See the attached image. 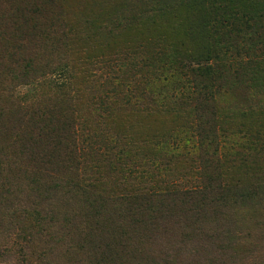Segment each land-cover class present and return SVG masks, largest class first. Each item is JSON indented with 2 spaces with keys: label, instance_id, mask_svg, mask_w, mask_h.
Returning a JSON list of instances; mask_svg holds the SVG:
<instances>
[{
  "label": "rangeland",
  "instance_id": "1",
  "mask_svg": "<svg viewBox=\"0 0 264 264\" xmlns=\"http://www.w3.org/2000/svg\"><path fill=\"white\" fill-rule=\"evenodd\" d=\"M8 8L0 0L1 19ZM62 9L78 35L88 38L74 47L72 68L62 72L72 74L80 90L76 121L77 115L88 121L74 129L84 148L76 152L84 160L81 176L96 179L109 202L97 215L67 188L44 201L30 198L27 183L34 176L25 158L14 155L20 129H7L14 108L0 97V264H264V0H67ZM243 13L252 17V29L239 25ZM94 18L111 27L92 31ZM215 18L227 20L201 29ZM201 45L214 50L207 62L219 76L215 107L207 115L195 100L178 104V90L191 80L179 64L164 66ZM213 129L225 157L223 177L243 176L245 187L255 185L247 206L228 209L233 241L226 231L208 240L209 247L198 239L205 251L191 253L195 244L185 243L179 229L184 218L175 215L168 216L169 229H159L165 236L128 241L120 206L111 199L140 187L164 192L201 186V154L190 148ZM251 142L262 145L251 158L257 166L238 171L239 154H247ZM124 164L133 166L130 177L121 170ZM7 188L13 198L3 196Z\"/></svg>",
  "mask_w": 264,
  "mask_h": 264
},
{
  "label": "trees",
  "instance_id": "2",
  "mask_svg": "<svg viewBox=\"0 0 264 264\" xmlns=\"http://www.w3.org/2000/svg\"><path fill=\"white\" fill-rule=\"evenodd\" d=\"M66 1L27 0L28 5L20 6L21 0H7L9 12H6L4 19L0 18V97L7 98L14 108L10 115L13 125L11 128L7 126V129H20L14 138L18 150L14 155L25 158L34 176L27 183L29 197L44 201L52 192L67 188L79 194L89 210L101 215L109 197L98 188L96 179L81 176L85 168L84 160L81 153L80 157L76 155L77 149L83 151L84 148L78 147L74 129L87 127L88 123L86 118L77 115L76 121L74 117L81 100L80 90L72 84V74H62L72 68L69 59L74 47L78 48L88 38L80 37V32L73 28L72 23L62 17V4ZM97 19H92L88 24L92 31L107 26L106 23H98ZM224 20L227 19L219 22L216 18L207 20L201 23V29L206 32L209 26ZM250 20L253 21L247 13L237 18L245 30L252 29ZM108 33L114 36L112 31ZM227 43L230 44V41ZM201 47V50L198 47L195 53L179 58V62L169 61L164 66L179 64L181 73L191 80L192 84L188 82L185 89L181 91L180 87L178 90V104L195 100L198 110L207 115L208 111L212 114L215 107L213 88L219 76L215 67L207 62L214 50L210 51L206 45ZM84 48L81 45L79 51H84ZM129 83L138 84L136 81ZM19 86L24 88L22 92L16 90ZM214 132L213 129L207 137L200 136L197 146L190 148L192 152L196 147L201 154L200 162L205 174L201 186L181 191L171 187L164 192H148L145 187H140L111 199L112 203L120 206L123 216L118 217L126 222L128 241L133 238L155 240L165 236L166 231L158 232L160 228L169 229L171 224L167 219L172 215L184 218L179 229H184L181 235L187 239L186 244L188 240L191 245L195 244L191 253L205 251L196 244L198 239L207 241L202 242L201 246L209 247L213 240H208L214 236L218 240V235L227 231V237L233 241V230L230 229V225H234L233 214H228V209L247 206L256 197L255 185L245 187L243 176L223 177L225 157ZM250 144L246 146L247 154H239V164L235 168L238 171L243 168L246 173L252 172L257 166L251 158L257 153V147L262 145L255 142ZM121 170L130 177L133 166L124 164ZM3 196L13 198L9 188ZM0 204H3L2 199ZM137 242V246L142 245ZM122 250L125 252L121 253H127L126 249Z\"/></svg>",
  "mask_w": 264,
  "mask_h": 264
}]
</instances>
